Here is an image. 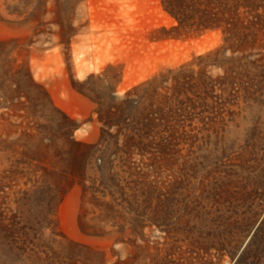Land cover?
I'll return each mask as SVG.
<instances>
[{
    "label": "trees",
    "instance_id": "obj_1",
    "mask_svg": "<svg viewBox=\"0 0 264 264\" xmlns=\"http://www.w3.org/2000/svg\"><path fill=\"white\" fill-rule=\"evenodd\" d=\"M82 1L4 4L10 15L39 20L37 33L46 32L41 19L51 14L57 29L48 33L69 47ZM160 3L175 21L161 28L167 36L219 30L221 43L122 94L119 79L104 83L90 74L73 81L96 105L100 136L92 143L75 139L74 119L17 62L11 41L0 40V123L16 135L0 138V152L11 162L1 179L28 185L17 192L12 216H0V264H107L104 252L68 239L58 225L57 206L75 183L86 234L129 229L142 238L145 229L164 228L184 259L177 264H221L226 257L232 264H264V169L216 154L227 125L264 102V0ZM162 173L172 178L159 181Z\"/></svg>",
    "mask_w": 264,
    "mask_h": 264
},
{
    "label": "rangeland",
    "instance_id": "obj_2",
    "mask_svg": "<svg viewBox=\"0 0 264 264\" xmlns=\"http://www.w3.org/2000/svg\"><path fill=\"white\" fill-rule=\"evenodd\" d=\"M50 19L51 14L41 19L46 32L37 33L39 20L8 14L4 0H0V40L11 41L9 47L14 48L17 62L28 66L54 104L74 119L75 139L91 143L100 136L96 105L73 87V81H82L90 74L101 76L104 83L119 79L116 90L122 94L161 70L187 62L221 43L219 30L188 38L167 36L161 28H170L175 21L164 12L160 0H83L75 10L73 21L78 33L69 47L59 43L57 34L48 33L57 29ZM109 65L113 67L107 69ZM9 133L7 123H0V138L9 141L16 137ZM220 138L216 154L223 161L226 157L238 164L249 160L264 169V102L243 109ZM214 142L208 146L211 151ZM8 157L6 151L0 152V216L7 218L16 210L17 192L28 188L24 179H1L11 163ZM168 178L172 175H157L159 181ZM82 211V189L75 183L57 206L58 225L68 239L104 252L107 264L117 259L125 264H177L184 260L179 259V249H171L175 240L164 228L145 229L142 238L129 229L124 233L86 234L79 225ZM106 229L111 230L110 226ZM49 233L47 230L46 235ZM221 264L232 262L226 257Z\"/></svg>",
    "mask_w": 264,
    "mask_h": 264
},
{
    "label": "crops",
    "instance_id": "obj_3",
    "mask_svg": "<svg viewBox=\"0 0 264 264\" xmlns=\"http://www.w3.org/2000/svg\"><path fill=\"white\" fill-rule=\"evenodd\" d=\"M165 12V11H164ZM166 13V12H165ZM168 15V14H167ZM170 18H172L171 16H170ZM173 19V18H172ZM174 20V19H173Z\"/></svg>",
    "mask_w": 264,
    "mask_h": 264
}]
</instances>
